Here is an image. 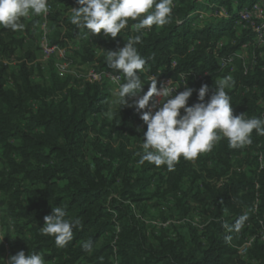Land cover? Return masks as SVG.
I'll return each mask as SVG.
<instances>
[{
  "label": "trees",
  "instance_id": "16d2710c",
  "mask_svg": "<svg viewBox=\"0 0 264 264\" xmlns=\"http://www.w3.org/2000/svg\"><path fill=\"white\" fill-rule=\"evenodd\" d=\"M53 1L66 8L79 6L76 0H48L50 6ZM257 1L173 0L169 23L146 29L136 45L147 61L145 69L172 79L189 75L194 91L188 106L198 102L196 90L205 84L210 89L207 101L218 78L226 74L220 56L238 50L250 38L246 31L237 37L239 12ZM222 9L227 17L218 16ZM136 22L130 20L116 38L102 40L104 50L96 59L86 49L88 60H96L97 69L109 68L105 51L118 50L129 37L138 35L131 28ZM59 25L72 38L91 37L70 19H60ZM8 30L0 27V48L14 55L22 41L11 35L6 41L2 34ZM224 37L227 42L216 49ZM26 59L11 74L0 62V193L5 197L0 207L10 222L8 231L19 236L10 243L12 255L21 250L26 255L36 252L45 264H264L260 236L264 231V136L253 130L252 143L241 149H230L222 139L200 154L196 165L181 157L172 171L148 162L141 166L137 153L142 152L147 126L140 114L116 100L109 119L96 117L108 111L107 83L69 86L68 80L55 75L46 82L34 81L35 67L28 65L33 57L27 53ZM262 75L257 70L244 74L239 66L232 87L226 89L234 115L264 118L255 98L236 89L239 80L259 83ZM141 79L143 92L149 82L142 75ZM91 132L98 137L88 138ZM100 134L109 140L101 141ZM113 135L116 145L110 141ZM155 198L174 200L172 207L165 205L169 215L188 213L198 203L210 214L207 224L201 232L187 224L189 230L178 231L175 237L168 235L169 228L148 231L131 205ZM57 206L66 210V218L82 222L64 248L40 232L44 217ZM244 214L248 219L239 231L225 229V224H234ZM226 236L231 239L226 241ZM248 236L254 240L242 258L238 248ZM89 239L91 253L81 247Z\"/></svg>",
  "mask_w": 264,
  "mask_h": 264
},
{
  "label": "clouds",
  "instance_id": "9594fccd",
  "mask_svg": "<svg viewBox=\"0 0 264 264\" xmlns=\"http://www.w3.org/2000/svg\"><path fill=\"white\" fill-rule=\"evenodd\" d=\"M76 3L79 6L71 8L70 22L85 29L89 36L103 33L105 38H116L130 20L137 21L131 28L138 35L129 37L122 48L105 52L106 65L123 74L124 82L116 92L118 103L134 106L147 126L142 152L137 153L139 165L148 162L156 167L166 166L172 171L181 157L194 160L200 154L211 151L222 139L227 140L230 149H241L252 143L253 130L257 135L264 136V118L233 114L231 97L226 92L233 84L230 75L216 81V87L211 90L207 101L205 97L210 89L208 85H202L196 90L198 102L191 106H188V101L194 89L185 87L184 91L173 96L176 88L162 84L158 89L156 78L148 84L143 96L132 105L128 103L126 97H136L144 88L141 74L145 73L147 61L139 54L136 45L141 42L146 29L169 23L173 0H76ZM48 12V0H0V27L13 32L22 31L25 27L22 18L47 15ZM154 96L161 98L155 111L152 110L155 105L150 107ZM66 217L63 207H52L51 214L44 217V226L40 227L41 234L53 237L58 248L66 247L73 239V230L82 226L79 218ZM247 219L246 214L241 215L234 224H225L224 227L229 232L239 231ZM230 239V236L225 237L226 241ZM81 247L91 253L93 241H84ZM0 264H4L2 257ZM7 264H45V261L39 253L26 255L21 250L12 255Z\"/></svg>",
  "mask_w": 264,
  "mask_h": 264
},
{
  "label": "rangeland",
  "instance_id": "374dc122",
  "mask_svg": "<svg viewBox=\"0 0 264 264\" xmlns=\"http://www.w3.org/2000/svg\"><path fill=\"white\" fill-rule=\"evenodd\" d=\"M51 7L52 8L50 12L46 15L47 17L45 18L44 15L22 18L21 22L24 23L25 25L22 31L13 32L11 30L10 31L8 30L7 34L6 33L2 34V36L5 37L6 41L8 40V36L11 35L12 38L20 39L22 41V44L16 49L14 55L9 54L8 51H2V48H0V62L7 65L8 73L10 74L15 73L18 69L19 63L21 61L27 60L26 54L30 53L33 57V60L31 62H28V65H32L33 67H35L33 73L34 81L46 82L49 79L50 75H55L61 81L68 80L69 86H78L79 84L83 85L84 83H86L84 82V76L87 75L90 70L93 69L98 70L97 69L98 63L96 62V60H92V61L88 60L90 53L88 55L86 49H90L89 51L94 55L96 59L104 50L101 41L104 40L105 37L103 33L96 35L95 37L93 36L86 37L85 40H79L78 38L70 37L67 29L64 28V26L59 25V20L62 18L69 19L71 15V8L74 6H72L71 8H66L64 4L62 3L56 4L53 1ZM203 15H204L203 17H206L204 13ZM52 18H54L55 20H53ZM43 19L47 20V28L48 30H50V34H51L50 37H52L54 41L63 39L62 43H57V44L59 45V47L64 48L69 52L68 56L64 59V61L68 64V71L61 77L56 74V71L54 69V63L59 57L55 55L54 56L55 61L53 59L44 60L39 49V34H41L40 26L42 24ZM86 41H88L90 47L87 46ZM39 68L40 70H38ZM225 76L227 75L225 74ZM225 76L224 75L220 76L218 79H221ZM232 79H234V77ZM107 85L111 93L110 103L108 106V111L106 113L96 116L100 120L104 118L109 119L110 112L113 108V104L116 100H118L114 87L108 83ZM8 86H10V79H8ZM181 113L183 112L181 111ZM88 121L92 122L93 118L90 117ZM94 137H98L95 132H91L88 136V138H94ZM99 139L101 141H106L108 138L100 134ZM110 141L114 145H116L117 143L116 136L113 135ZM4 198H5L4 195L0 193V200H3ZM173 203L174 200L172 198L167 199V201L166 198H155L151 201L142 202L138 206H136V204H132L131 206L136 216L143 219L145 223L148 225L147 227L148 231L152 230V227L149 225L150 221H154L157 219L162 221H166L168 219L181 220L182 218L186 217L187 214L193 215L194 209L200 210L198 216L202 221L201 222V225L203 227L202 230L204 229L206 225V221L208 220L210 214L202 211L201 210L202 206L200 204L196 203L194 209H192L188 213L181 214L176 212L173 215H169L168 213L169 209L167 208L170 206L172 207ZM165 205H167V208L166 210L162 211L161 210L162 206ZM3 209L4 207H0V239L4 237L2 242H0V257L3 258L4 264H7V261L12 256L10 243L15 242L19 238V236L15 232L8 231L10 222L8 218H6V214ZM142 211H145L143 215H142ZM161 211L164 213H162ZM187 226H188L187 224H181V225L171 224L168 227L169 229H171L168 235L170 237H175L178 231L185 232L189 230L187 229ZM198 230L199 232L202 231L199 228Z\"/></svg>",
  "mask_w": 264,
  "mask_h": 264
},
{
  "label": "built area",
  "instance_id": "2783aa9c",
  "mask_svg": "<svg viewBox=\"0 0 264 264\" xmlns=\"http://www.w3.org/2000/svg\"><path fill=\"white\" fill-rule=\"evenodd\" d=\"M51 6L49 5V12ZM48 12V13H49ZM203 16V13H200ZM221 17H227L228 14L225 10H221L218 14ZM47 17L44 15V18ZM237 27V37H240L244 31L247 32V35L250 38L242 43L238 50L228 53L225 56H220L219 64L222 71H225L227 76L234 77V74L238 71L239 66L244 74L248 72L257 70L261 74H264V0H258L253 3L251 6L243 8L239 12L238 20L236 21ZM39 34V49L44 60L54 59L56 55L59 57L54 63V69L58 76L64 75L68 71V64L64 59L68 56V51L64 48L59 47L57 44L50 43V30L47 28V20L43 19L40 26ZM227 42V38L224 37L220 42L217 43L216 49L221 48ZM236 42V39L232 40V44ZM174 64V63H173ZM160 74V71H158ZM139 74V73H138ZM145 79L150 83L152 79H157L158 89L163 84L164 86H169L171 88H176L172 95L175 96L178 92L184 91L185 87H189L188 80L190 78L187 74H179L178 79H172L166 76H157L153 74L150 70L145 69V73L141 74ZM186 80V84L185 83ZM260 82L257 83H244L241 80L238 81L237 90L241 91L244 95H251L255 98L256 104L264 115V75L261 76ZM84 82L86 83H108L114 87L115 92L118 91L119 85L124 82L123 76L121 73L115 72L110 68H102L98 70H90L87 75L84 76ZM146 91L140 92L136 97H126L130 105L134 104V101L143 96ZM160 97H153L150 101V107L155 105L152 108L155 111L160 106ZM130 110L134 114H139L134 106H129ZM148 109H145L147 111ZM183 112V109L181 110ZM192 165L197 164V158L194 160H189ZM258 161L262 165V156H258ZM240 169V168H239ZM238 169V170H239ZM224 181V178L216 182L218 185H221ZM256 204L254 208L256 209ZM162 210H166V206H162ZM198 212H194L193 215H186V217L181 220L168 219L166 221L154 220L150 221L149 225L155 229H166L171 224L181 225V224H190L195 228L202 230L201 219L198 216ZM207 224V222H206ZM204 226V225H203ZM261 239L264 241V231L260 232ZM254 240V236H248L245 238L244 243L238 248V254L243 258L247 253V249L251 246Z\"/></svg>",
  "mask_w": 264,
  "mask_h": 264
}]
</instances>
